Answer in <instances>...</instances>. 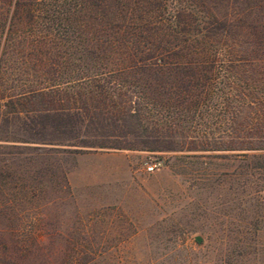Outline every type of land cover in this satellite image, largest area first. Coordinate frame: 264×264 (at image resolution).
I'll return each instance as SVG.
<instances>
[{"label": "rangeland", "instance_id": "374dc122", "mask_svg": "<svg viewBox=\"0 0 264 264\" xmlns=\"http://www.w3.org/2000/svg\"><path fill=\"white\" fill-rule=\"evenodd\" d=\"M137 1L208 24L209 78L111 62L91 2L0 0V264H264V0Z\"/></svg>", "mask_w": 264, "mask_h": 264}, {"label": "trees", "instance_id": "16d2710c", "mask_svg": "<svg viewBox=\"0 0 264 264\" xmlns=\"http://www.w3.org/2000/svg\"><path fill=\"white\" fill-rule=\"evenodd\" d=\"M126 1L76 0L77 3L81 2V7L86 11L90 10V8L87 9L90 2L92 6L99 7L100 14L97 13V15L100 17L94 31L112 37V40L109 39L111 48L108 52V54H111L109 56L111 62L116 60L123 64L126 62L128 68L149 69L148 71L154 74L153 77L157 80H162V82L172 86L177 84V86L185 87L187 91H189V86L200 85L202 80L209 78V71L206 70L207 67L204 64L207 61L203 60L205 58L204 45L209 39L208 33L206 34L208 24L205 21H202L200 25L195 17H192V21H185L181 18L176 19V16L173 15V17L171 16L166 20L164 18L162 20L159 18H157L158 20L155 18L151 20L149 18L139 22L137 21L136 11L141 9L138 6L140 1H137L134 5L133 3L126 4ZM87 24L83 26L90 30L93 26H87ZM109 29L113 31L112 34H106ZM128 30L131 31V35H128V38L125 39ZM95 32L92 31L91 33ZM146 32L151 36V40L144 36ZM154 36L158 40H155ZM89 54L94 53L89 52ZM114 55L119 56L114 57ZM70 109L71 107L58 106L44 108L43 110L46 113L52 111L51 115L53 116H50L52 126L62 129L67 142L70 138H74L75 131H69V129H73V125H81L78 129L81 131L86 123L92 121V118L85 114H77V118L74 120L69 114ZM81 142L79 146L84 147L108 146L104 142L95 140L86 139ZM69 145L77 146L76 144Z\"/></svg>", "mask_w": 264, "mask_h": 264}, {"label": "built area", "instance_id": "2783aa9c", "mask_svg": "<svg viewBox=\"0 0 264 264\" xmlns=\"http://www.w3.org/2000/svg\"><path fill=\"white\" fill-rule=\"evenodd\" d=\"M159 167V162H151L146 165L147 171H153Z\"/></svg>", "mask_w": 264, "mask_h": 264}]
</instances>
